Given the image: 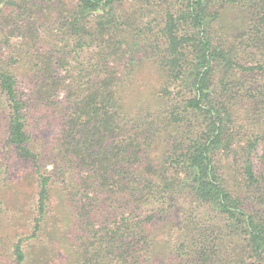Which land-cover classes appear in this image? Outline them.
I'll return each instance as SVG.
<instances>
[{
	"label": "trees",
	"instance_id": "1",
	"mask_svg": "<svg viewBox=\"0 0 264 264\" xmlns=\"http://www.w3.org/2000/svg\"><path fill=\"white\" fill-rule=\"evenodd\" d=\"M126 1L0 0V122L36 175L27 238L41 235L61 181L73 264H264V0H131L124 13ZM147 63L153 102L128 107ZM44 128L50 147L37 141ZM171 209L182 216L159 253L155 220Z\"/></svg>",
	"mask_w": 264,
	"mask_h": 264
},
{
	"label": "rangeland",
	"instance_id": "2",
	"mask_svg": "<svg viewBox=\"0 0 264 264\" xmlns=\"http://www.w3.org/2000/svg\"><path fill=\"white\" fill-rule=\"evenodd\" d=\"M130 1L128 0L121 5L124 13L132 10L133 3L132 6L128 4ZM20 42L23 43L20 36L16 35L11 38L9 46L5 45L1 48L2 55L6 59L11 55L15 56L16 52L21 49V46H18ZM23 64L19 65L22 66ZM15 66L16 64L13 66L14 72L18 77L21 88L28 94L24 79L21 78L25 74L24 70L27 66L24 65L19 69ZM159 83L160 79L156 71L149 63L145 64L135 78L134 89L124 94L127 106L134 108L135 105H140L139 101H142L143 104L153 102L150 99L158 89ZM29 116L34 140V107L30 109ZM37 116L41 117L40 115ZM39 121H43V118L41 117ZM0 123H2L0 124V264H14L11 256V244L19 238L23 239L25 252L23 264H73V262H76L73 255L74 247L69 238L71 234L68 233L69 236L67 235V230L71 229L70 213L72 206L66 200L67 195L63 191L61 181L55 182L52 186L46 224L41 230V235L35 239L27 238L32 232L33 221L31 220L34 218L31 210L37 185L36 175L34 174V161L16 157L13 155L15 153L6 148L5 127L2 121ZM50 132L49 128L39 130L37 134L38 144L49 143L48 147H50L52 145L50 142L52 133ZM263 148L264 143L259 147L258 153H261ZM217 159L225 165L227 157L221 151L218 153ZM39 166L42 171L52 169V165L49 163L39 162ZM68 184L70 183L67 182L66 190L69 187ZM144 210L141 213H145ZM172 210H168L167 218L161 222V225L155 220L157 230L154 233V240L157 241V252L159 253L164 251L169 244H172L175 239V230L173 229L179 223V216H182L181 212L170 215ZM197 211L202 220L213 223L218 221L215 214L205 206L200 207Z\"/></svg>",
	"mask_w": 264,
	"mask_h": 264
}]
</instances>
